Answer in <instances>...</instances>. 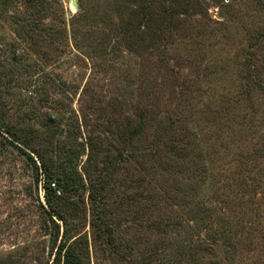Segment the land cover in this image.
<instances>
[{
	"label": "rangeland",
	"instance_id": "1",
	"mask_svg": "<svg viewBox=\"0 0 264 264\" xmlns=\"http://www.w3.org/2000/svg\"><path fill=\"white\" fill-rule=\"evenodd\" d=\"M72 1L0 0V97L34 140L106 141L124 257L82 190L63 212L84 264H264V0ZM16 145L0 125V264H52L63 228Z\"/></svg>",
	"mask_w": 264,
	"mask_h": 264
},
{
	"label": "trees",
	"instance_id": "2",
	"mask_svg": "<svg viewBox=\"0 0 264 264\" xmlns=\"http://www.w3.org/2000/svg\"><path fill=\"white\" fill-rule=\"evenodd\" d=\"M150 18L149 14L144 15L140 24H145V27H149ZM246 66L248 70L256 68L255 64L250 61V58H247ZM1 109L0 97V125L2 131L17 144V148L26 157L35 172L36 183H41L45 192L46 204L49 208V210L45 211L53 224L57 239L61 235V228H63L62 240L56 247L52 264H84L83 255L76 248V242L80 240V237L70 242L73 234L69 228L67 213L63 212L65 207L63 204L65 203L71 202L72 208L73 204L77 207L78 203L74 202L72 204L70 200L73 197L76 198V195L79 196L82 190L88 191L89 195L92 209L91 227L99 235L107 234L106 241L108 245L112 247L115 254L119 257H124L121 252L123 243L114 235L113 230L115 229V225L110 223L109 216L106 215L107 213L104 212L103 214V211L100 210V207L106 204L107 187L112 181V175L116 170V163L113 160L108 161L106 159L105 163L99 161L101 154H104L106 158L108 157L107 147H104L106 141L101 140L99 136L93 137L92 135H88L84 138L83 142L78 144L82 152L75 154L73 146H60L56 140L59 127H51L54 124L51 121V125L49 123L45 126L49 136L44 138L45 136L41 137L38 135L35 137L38 142L35 143L34 141L37 140L30 138L31 134L27 130L25 131L23 126L8 125ZM122 140V137L121 139L118 138L120 145L124 146L128 143L126 140ZM83 155H86V160L84 163L81 162L83 164L79 168L77 161ZM118 155L121 158L122 156H126L125 151L122 150L120 153L118 152ZM56 192H59L61 196H57ZM58 207L62 210H59ZM205 221L209 222L208 220ZM218 233V230L211 232L209 244L205 240L200 239L194 246L196 248L195 253H192L190 260L199 258L202 252L204 254L213 253L215 251L214 247L217 245ZM220 235L223 236L224 232L222 231Z\"/></svg>",
	"mask_w": 264,
	"mask_h": 264
},
{
	"label": "water",
	"instance_id": "3",
	"mask_svg": "<svg viewBox=\"0 0 264 264\" xmlns=\"http://www.w3.org/2000/svg\"><path fill=\"white\" fill-rule=\"evenodd\" d=\"M72 5H73V7H74L75 9H77V8H78V2H77V0H73V1H72Z\"/></svg>",
	"mask_w": 264,
	"mask_h": 264
}]
</instances>
